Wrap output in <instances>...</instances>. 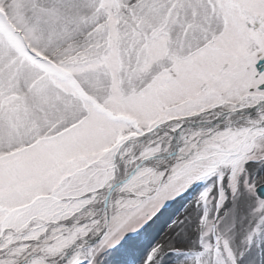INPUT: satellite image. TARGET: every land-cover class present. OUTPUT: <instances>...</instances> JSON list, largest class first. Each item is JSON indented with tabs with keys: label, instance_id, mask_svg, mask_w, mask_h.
Masks as SVG:
<instances>
[{
	"label": "snow or ice",
	"instance_id": "obj_1",
	"mask_svg": "<svg viewBox=\"0 0 264 264\" xmlns=\"http://www.w3.org/2000/svg\"><path fill=\"white\" fill-rule=\"evenodd\" d=\"M0 264H264V0H0Z\"/></svg>",
	"mask_w": 264,
	"mask_h": 264
},
{
	"label": "rangeland",
	"instance_id": "obj_2",
	"mask_svg": "<svg viewBox=\"0 0 264 264\" xmlns=\"http://www.w3.org/2000/svg\"><path fill=\"white\" fill-rule=\"evenodd\" d=\"M161 224H162V222H161ZM165 227H166V225H165Z\"/></svg>",
	"mask_w": 264,
	"mask_h": 264
}]
</instances>
